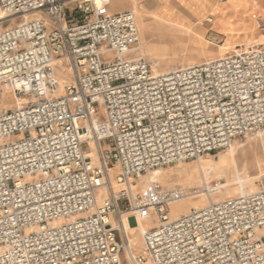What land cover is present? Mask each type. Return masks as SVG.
I'll return each mask as SVG.
<instances>
[{
  "label": "built area",
  "instance_id": "obj_1",
  "mask_svg": "<svg viewBox=\"0 0 264 264\" xmlns=\"http://www.w3.org/2000/svg\"><path fill=\"white\" fill-rule=\"evenodd\" d=\"M109 3L0 0L3 20H20L0 31V95L26 100L0 110V264H124L125 223L151 218L130 264H264V174L174 220L169 206L200 191L136 189L264 130L263 45L155 75L136 14Z\"/></svg>",
  "mask_w": 264,
  "mask_h": 264
},
{
  "label": "rangeland",
  "instance_id": "obj_2",
  "mask_svg": "<svg viewBox=\"0 0 264 264\" xmlns=\"http://www.w3.org/2000/svg\"><path fill=\"white\" fill-rule=\"evenodd\" d=\"M111 2L112 0H110V3ZM160 8L161 7H156V4H153L150 5V8L148 9H137L135 13L137 16L138 29L140 33V43L138 45L140 48L139 54L142 55L150 64L151 69L153 68V73L155 71L164 73L171 70H177L185 66L200 64L210 59L220 58L233 51L234 47L224 48L221 47L222 43L219 44L210 42V37H207V41L209 42V44H207V42L204 40L205 31H195V38L185 41L181 46L177 44L171 45L169 43H162V41L158 39L159 37H157L158 40L151 38L147 34V29L144 23L145 18H151V20H154L155 22H161L163 24H178L176 19L170 20L167 19L166 15H158ZM258 17L264 19V13L260 10H258L256 16L253 17L252 32L254 35L260 36L261 33L257 31L255 27V20ZM19 22V19L14 18L6 20L2 19L0 20V31L10 26H16ZM255 41L256 40L253 39L251 42ZM251 42L248 44H254ZM260 45H263L264 48V43ZM58 74L62 77L60 92L63 94L65 89L64 84H66V82L69 80L66 77L67 71L66 69H62ZM16 106H19V103L16 100L14 94L4 93L3 95H0V110H10ZM256 142H258V144L251 148V146ZM102 146L104 148L105 143H103ZM263 158L264 130L258 135L254 136L247 145L245 142L236 143L231 149L205 155L198 161H189L152 171L149 174V177H151L153 182L159 183L163 187L180 186L200 191L196 196L187 198L181 202H177L169 206L170 219L174 220L189 213L192 208H194V206L196 209H198L208 205L211 202L222 201L224 199L239 195L242 185L240 184L241 178L245 179L243 186L247 187L249 192H254L258 178L262 175V173H264V161H261ZM201 164L203 165L206 175L205 183H202L201 174L199 172ZM117 174L118 169L115 166L111 167V180L114 189L120 188H118V185L114 182V178ZM248 176L250 177L248 178ZM148 182V177L142 176L141 179L136 182V189L140 190L147 187ZM206 187H208L210 193L208 195H203L204 193H202L201 190H204ZM105 195L106 191L99 192L98 200H101ZM190 203H197L198 205L190 206ZM143 221L148 222L146 224V231L156 225L155 218ZM127 222L130 224L129 226H131L132 229L137 227V224L134 222V220L131 221V219H129ZM132 229H128V235L130 236L132 249L135 250L136 255H144L145 252L142 235H140L136 230L133 231ZM32 231L33 230H30L29 232ZM261 233L264 235V231ZM147 264L152 263L147 261Z\"/></svg>",
  "mask_w": 264,
  "mask_h": 264
},
{
  "label": "crops",
  "instance_id": "obj_3",
  "mask_svg": "<svg viewBox=\"0 0 264 264\" xmlns=\"http://www.w3.org/2000/svg\"><path fill=\"white\" fill-rule=\"evenodd\" d=\"M180 1L181 0H112V2L109 3V12L112 14L123 12L136 13L137 9H148L150 8V5L156 4V7H161L158 11V15H166L167 19H177L187 25L191 24L200 28L201 30H204V40L207 42V44H209V42L207 41V37H210V42L219 44L222 43L221 47H224L227 43H229L228 47H234V49L248 47L246 43H250L253 39H255L256 41L251 42L254 44H251L249 46L255 44L260 45L264 43V28L261 30H258L256 28L257 31L261 33L260 36L254 35V33L252 32L253 17L256 16L258 10L264 13V0ZM261 19L264 22V19ZM253 137L248 139L245 144L247 145L248 142L253 139ZM257 144L258 142L253 144L251 148L255 147ZM261 161L263 162L264 158ZM263 174L264 173H262V175ZM258 182L259 178L254 189L255 191L258 188ZM133 220L134 219H131V221ZM134 222L138 226L139 221L136 222L134 220ZM126 224L130 225L128 222L125 223V225ZM125 231L128 235V230L125 229ZM263 231L264 230L260 231V235H263V233H261ZM128 239L129 248L128 252L123 255L124 264H130V257L134 255L137 256L135 254V250L132 249L129 235Z\"/></svg>",
  "mask_w": 264,
  "mask_h": 264
},
{
  "label": "bare ground",
  "instance_id": "obj_4",
  "mask_svg": "<svg viewBox=\"0 0 264 264\" xmlns=\"http://www.w3.org/2000/svg\"><path fill=\"white\" fill-rule=\"evenodd\" d=\"M182 2V0L180 1ZM175 13V12H174ZM2 15V16H1ZM182 17V16H181ZM5 16L0 13V20L4 19ZM185 19V18H184ZM213 19V18H212ZM176 21L178 22V24H173V25H165L161 22H155L154 20H151V18H145V26H146V29H147V34L151 37V38H155L157 39V37H159L158 39L160 41H162V43H169L171 45H179L181 46L185 41H188L190 40L191 38H195V31H200V32H204V30H201L200 28L194 26V25H191V24H185L184 22L180 21V20H177ZM197 35V34H196ZM202 38V37H201ZM157 39V40H158ZM158 42V41H157ZM187 43V42H186ZM247 46H249V44L247 43L246 44ZM229 46V43L226 44V46H224V48H231V47H228ZM234 50V48H233ZM156 60V59H155ZM155 64V63H154ZM155 66V65H154ZM153 69V68H152ZM155 75L157 74H160L158 71H155L154 72ZM62 84V80H61V83ZM61 87V86H60ZM10 93V92H8ZM13 94V93H12ZM62 93L60 92V88H59V95H61ZM16 98V97H15ZM16 100L18 101L19 103V106L22 104V103H25L26 100H23L22 103L20 102L19 99L16 98ZM97 152L96 149L90 154L93 158H96L97 157ZM200 160V159H199ZM199 172L201 174V179H202V183L204 182L205 183V180H206V175H205V171L203 169V165L201 164L200 168H199ZM250 176H248L249 178ZM148 180L149 181H152L151 180V177H148ZM245 182V179H242L240 180V184L241 185V190H240V194H246L249 192V189L247 187H244L243 184ZM207 186V184H206ZM113 187V186H112ZM119 188V186H118ZM117 190V189H115ZM202 193H204L203 195H208L210 193L208 187H206L204 190L202 189L201 190ZM201 193V194H202ZM192 202V201H191ZM191 205H198L197 203H190V206ZM192 209H196L195 206L194 208ZM148 222L146 221H143V220H139L138 222V226L133 228L129 225H125L124 227V230H128V229H132L133 231L136 230L140 235H144L147 231H146V224ZM259 234H260V231H259ZM134 242V240H133ZM135 243V242H134Z\"/></svg>",
  "mask_w": 264,
  "mask_h": 264
}]
</instances>
